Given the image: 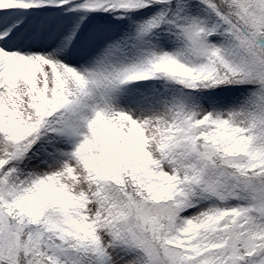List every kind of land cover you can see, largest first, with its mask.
<instances>
[{"label": "snow or ice", "instance_id": "obj_1", "mask_svg": "<svg viewBox=\"0 0 264 264\" xmlns=\"http://www.w3.org/2000/svg\"><path fill=\"white\" fill-rule=\"evenodd\" d=\"M0 264H264V0H0Z\"/></svg>", "mask_w": 264, "mask_h": 264}]
</instances>
